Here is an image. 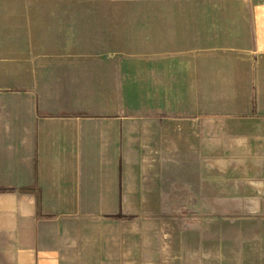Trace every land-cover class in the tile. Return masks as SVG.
<instances>
[{
	"label": "crops",
	"instance_id": "0c3cea01",
	"mask_svg": "<svg viewBox=\"0 0 264 264\" xmlns=\"http://www.w3.org/2000/svg\"><path fill=\"white\" fill-rule=\"evenodd\" d=\"M101 1L53 45L0 9V264H64L67 222L160 209L162 178L264 209V0Z\"/></svg>",
	"mask_w": 264,
	"mask_h": 264
},
{
	"label": "rangeland",
	"instance_id": "374dc122",
	"mask_svg": "<svg viewBox=\"0 0 264 264\" xmlns=\"http://www.w3.org/2000/svg\"><path fill=\"white\" fill-rule=\"evenodd\" d=\"M104 5L101 0H0L1 10L15 6L20 16L10 19L7 13L1 24L19 19L18 25L44 27L51 45L77 41V24L82 32L76 36L88 41L90 23L96 20L90 11ZM163 127L169 134L172 126ZM160 188V209L67 222L60 252L71 255L63 258L64 264H264V209H238L245 201H219L229 191L223 188L218 194L217 178H162ZM261 188L252 186L242 195L259 197Z\"/></svg>",
	"mask_w": 264,
	"mask_h": 264
}]
</instances>
